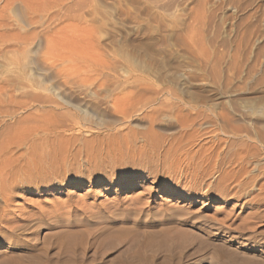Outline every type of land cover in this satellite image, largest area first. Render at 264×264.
Masks as SVG:
<instances>
[{"label": "rangeland", "instance_id": "374dc122", "mask_svg": "<svg viewBox=\"0 0 264 264\" xmlns=\"http://www.w3.org/2000/svg\"><path fill=\"white\" fill-rule=\"evenodd\" d=\"M263 168L264 0H0V264H264Z\"/></svg>", "mask_w": 264, "mask_h": 264}, {"label": "bare ground", "instance_id": "6f19581e", "mask_svg": "<svg viewBox=\"0 0 264 264\" xmlns=\"http://www.w3.org/2000/svg\"><path fill=\"white\" fill-rule=\"evenodd\" d=\"M230 134L233 135L232 137H237V134L239 133L233 131ZM235 144L236 143L234 141H229L227 149L223 153L221 152V154H223V157H220V161L217 163L218 167H220V170L218 171L220 172V176L216 183L212 184V186L210 185L211 189L208 191V194L211 197L217 196L224 199H237L242 201L243 198H246L250 195L248 189L251 188L255 184V182H257V180L261 181V179H259L260 173L258 175H252V171H249V165L250 160L260 157V155L262 154V150L252 143L250 144H252L253 146L249 145L248 143V145H245L246 143H243V145L245 146H242V144L241 146L237 144V147L239 146L240 148L238 147V149L234 150L232 149V147L234 148ZM258 167H260L261 170L262 167ZM262 190L264 191V184L262 185ZM165 200L167 202H172L171 198H167ZM252 201L253 200L249 199L245 203H251Z\"/></svg>", "mask_w": 264, "mask_h": 264}]
</instances>
